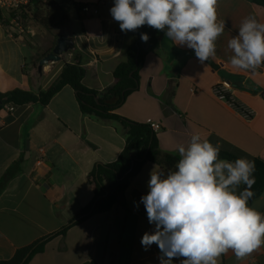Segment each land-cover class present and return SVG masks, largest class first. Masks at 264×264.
Wrapping results in <instances>:
<instances>
[{"label": "crops", "instance_id": "crops-1", "mask_svg": "<svg viewBox=\"0 0 264 264\" xmlns=\"http://www.w3.org/2000/svg\"><path fill=\"white\" fill-rule=\"evenodd\" d=\"M75 2L96 7L98 14L71 15L61 36L73 38L75 49L42 72L28 61L32 57L29 34L20 33L10 20L0 21V92L46 90L64 64L75 58L85 68L87 88L102 91L114 83V70L126 60V50L137 33L121 31L110 14L114 0ZM248 16L264 23V3L218 0V22H225V31L216 41V55L209 58L213 65L200 63L194 50L161 36L157 50L141 66L140 88L116 113L156 124L161 154L179 155L178 146L187 147L192 135L199 134L202 140L217 137L264 158V72L234 68L228 47ZM224 82L239 110L217 99L215 88ZM245 111L252 112L251 118ZM125 141L116 122L83 115L69 86L47 106L28 104L17 106L13 113L0 111V261L58 231L86 207L94 197L89 173L96 163L115 161ZM40 148L45 158L37 166ZM153 169L167 172L154 163L146 164L127 188L123 204L51 240L28 264H161L158 246L152 244L145 250L141 244L143 234L155 229L140 203L148 193ZM250 207L264 214V193ZM182 259L173 258V264ZM218 264H264V245L243 260L229 251Z\"/></svg>", "mask_w": 264, "mask_h": 264}, {"label": "clouds", "instance_id": "clouds-1", "mask_svg": "<svg viewBox=\"0 0 264 264\" xmlns=\"http://www.w3.org/2000/svg\"><path fill=\"white\" fill-rule=\"evenodd\" d=\"M218 0H114L112 18L121 31L147 25L164 32L174 45L194 50L200 63L216 55V41L225 31L217 17ZM147 42V33H141ZM231 65L249 71L264 65V23L245 17L228 42ZM220 145L193 134L178 146L175 170L150 173L148 193L140 198L154 224L141 244L160 249L161 264H218L232 251L243 260L264 245V214L249 206L254 196L255 163L245 157L220 158ZM241 185L246 187L241 189Z\"/></svg>", "mask_w": 264, "mask_h": 264}, {"label": "trees", "instance_id": "trees-1", "mask_svg": "<svg viewBox=\"0 0 264 264\" xmlns=\"http://www.w3.org/2000/svg\"><path fill=\"white\" fill-rule=\"evenodd\" d=\"M255 1L264 3V0ZM86 5L90 4H78L75 0H31L29 5L21 9L19 16L24 26L31 27L36 31V34H40L43 30L52 34L55 27L65 26L69 23L72 14L80 15ZM15 17V14L5 17L0 11V21ZM136 33L135 42L126 50V60L114 70V83L102 91L89 89L83 84L85 68L82 66L81 59L75 58L73 63L64 64L59 76L46 90L37 94L22 89L0 92V111H2L10 103L15 106L28 104L47 106L57 93L69 86L75 92L83 115L116 122L123 129L126 139L125 146L115 161L96 163L89 173L88 178L94 185V197L86 207L58 231L17 250L11 259L0 261V264H28L33 256L44 252L47 243L51 240L66 236L71 228L95 215L109 212L116 204H123L127 188L146 164L154 163L166 171L175 169V165L180 159L179 155L161 154L157 133L151 123L135 122L116 113L127 97L140 88L141 66L146 56L157 50L160 37L165 35L164 32L157 31L147 25L140 27ZM141 33L148 34L147 42L141 40ZM52 37V48L43 54L38 62L53 49L56 40L61 35ZM208 62L212 64L210 59ZM209 142L213 145H220V158L222 159L234 161L239 157H245L254 161L255 183L251 189L254 196L248 202L250 206L264 193V158L251 156L217 137H211ZM244 187L246 186L244 185Z\"/></svg>", "mask_w": 264, "mask_h": 264}, {"label": "built area", "instance_id": "built-area-1", "mask_svg": "<svg viewBox=\"0 0 264 264\" xmlns=\"http://www.w3.org/2000/svg\"><path fill=\"white\" fill-rule=\"evenodd\" d=\"M30 3H31V0H0V11L2 12V14L7 15V17L10 16V14H15L16 17L14 19H10V21H12V23L16 26L17 30L20 33H27L31 36H34L36 34L35 30L30 28L29 26L25 27L22 19L19 16V12L21 11V9L24 6L29 5ZM82 13L86 15H97L98 9L94 6L86 5L82 9ZM259 68L262 69V71L264 72V65H261ZM229 88H230L229 84L227 82H224L220 86L215 88V95L218 100H220L221 102H223L230 108L234 110H239V107L237 106V104L235 103V101L229 94ZM16 107L17 106L10 103V104H7L4 109L10 113H13ZM244 114L247 118H251L252 116V112L245 111ZM152 127L155 131H157L158 126L156 124H152ZM44 158H45V150L43 148H40L39 157L36 161V165L37 166L43 165Z\"/></svg>", "mask_w": 264, "mask_h": 264}, {"label": "rangeland", "instance_id": "rangeland-1", "mask_svg": "<svg viewBox=\"0 0 264 264\" xmlns=\"http://www.w3.org/2000/svg\"><path fill=\"white\" fill-rule=\"evenodd\" d=\"M65 26L55 27L53 29L52 34L43 30L40 32V34H35L34 36L29 35V44L32 50V54H31L32 57L29 58L28 56V61L30 64L32 65L34 64V67L37 68L39 63L38 59L52 48L53 45L52 36L61 35L65 30Z\"/></svg>", "mask_w": 264, "mask_h": 264}, {"label": "water", "instance_id": "water-1", "mask_svg": "<svg viewBox=\"0 0 264 264\" xmlns=\"http://www.w3.org/2000/svg\"><path fill=\"white\" fill-rule=\"evenodd\" d=\"M73 49H75V40L73 38L59 37L53 49L39 60L38 70L42 72L45 66L61 61L62 56ZM261 96L264 97V91L261 93Z\"/></svg>", "mask_w": 264, "mask_h": 264}]
</instances>
